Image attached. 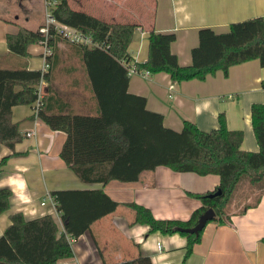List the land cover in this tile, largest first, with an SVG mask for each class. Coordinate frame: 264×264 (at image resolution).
<instances>
[{
	"label": "crops",
	"instance_id": "0c3cea01",
	"mask_svg": "<svg viewBox=\"0 0 264 264\" xmlns=\"http://www.w3.org/2000/svg\"><path fill=\"white\" fill-rule=\"evenodd\" d=\"M68 3L73 10L106 22L138 24L128 49L131 65L148 60L151 30L175 34L172 52L180 65L190 66L201 29L210 28L223 34L229 32L233 23L264 18V0H68ZM26 17L21 23L13 21L11 14L0 15V68L41 69L44 58L39 43L28 48L26 58L12 54L7 46V35L27 27ZM41 24L42 20L34 30ZM58 48L59 59L49 86L62 102L55 100L51 110L62 111L63 103H67L68 112L96 115L98 104L80 51L62 41ZM263 81L264 67L259 60H252L232 66L227 75L220 70L203 81L177 82L165 72L149 76L136 73L130 76L129 92L145 97L148 109L163 115L165 127L177 132L186 121L202 131L218 129L219 115L224 113L230 129L243 130V149L257 152L260 147L251 108L256 103L264 104ZM11 117L20 124L23 139L14 150L6 146L0 149V190L12 191L10 209L0 216V237L15 213H22L27 220L51 215L62 231L63 222L56 205L50 201L42 205L47 194L101 189L119 203L117 210L74 239L73 257L58 264H118L139 255L150 257L152 264H264V180L256 185L242 181L230 206L229 220L224 224L209 222L201 241L186 258V237L179 233H150L149 226L133 224L134 211L128 205L149 208L156 219L188 221L203 205L198 195L218 188V175L177 173L159 167L142 174L138 182L87 184L60 156L67 139L64 131H54L36 119L33 105L14 106ZM30 131L36 134L28 137ZM159 244L163 247L161 251Z\"/></svg>",
	"mask_w": 264,
	"mask_h": 264
},
{
	"label": "trees",
	"instance_id": "16d2710c",
	"mask_svg": "<svg viewBox=\"0 0 264 264\" xmlns=\"http://www.w3.org/2000/svg\"><path fill=\"white\" fill-rule=\"evenodd\" d=\"M57 2L52 12L60 23L91 36L103 46L89 48L70 44L80 51L99 111L96 115H77L66 110L67 103H63L62 111L51 110L55 100L62 102L49 86L59 59L58 44L64 41L54 37L50 41L54 50L49 59L51 67L44 75L47 87L40 120L52 130L67 134L60 156L87 184L138 182L142 174L159 167H168L177 173L218 175V188L198 195L203 205L188 221L156 219L149 208L128 205L134 211L133 224L149 226L150 233H179L186 237V258L190 257L202 233L197 236L179 229L195 227L200 216L211 208L216 212L213 221L226 223L239 184L248 180L256 185L264 180V104L256 103L251 108L252 125L260 147L257 152L243 149V130L230 129L224 113L219 115V128L210 132L189 121L180 132L167 128L164 116L150 111L145 97L129 92L128 65L132 58L128 49L138 24L106 22L73 10L68 0ZM148 37V60L137 64L138 70L152 74L165 72L177 82L203 81L220 70L227 75L232 66L252 60H259L264 67V18L233 23L229 32L223 34L210 28L201 29L190 66L180 65L172 52L175 34L151 30ZM43 39L40 27L37 30L21 27L16 34L7 35V46L12 54L26 58L28 48ZM41 76L40 70L26 67L0 68V149L6 146L14 150L22 141L20 124L12 121V108L34 104ZM218 190L222 194L210 198ZM11 197V190H0V216L10 209ZM53 197L63 230L51 215L33 220H27L22 213L11 215V224L0 237V264H58L72 258L71 240L78 239L119 206L101 189L59 191ZM118 264H152V261L148 256L139 255Z\"/></svg>",
	"mask_w": 264,
	"mask_h": 264
},
{
	"label": "built area",
	"instance_id": "2783aa9c",
	"mask_svg": "<svg viewBox=\"0 0 264 264\" xmlns=\"http://www.w3.org/2000/svg\"><path fill=\"white\" fill-rule=\"evenodd\" d=\"M57 3V0H45V20L40 26V33H42L44 39L40 41L39 44L43 48L44 62L40 69L42 73L41 80L36 88L37 99L33 104V111L36 119H40L39 114L44 106V97L46 95L47 87V82L44 75L49 71L51 67L49 59L53 56L54 53L50 41L54 37H59L69 44L80 45L89 48H103L102 44L95 42L91 36L80 32L76 28L60 23L52 12L53 9L56 7ZM136 73H142L144 76L150 75L149 71L140 72L136 65H128L129 76L134 75ZM35 134V131H30L27 133V136L32 137ZM48 201H50V203H52L53 205H56L55 198L51 194H47L46 200L42 202V205L45 206ZM72 241L73 240H71V242ZM162 249V245L159 244L158 250L161 251Z\"/></svg>",
	"mask_w": 264,
	"mask_h": 264
},
{
	"label": "rangeland",
	"instance_id": "374dc122",
	"mask_svg": "<svg viewBox=\"0 0 264 264\" xmlns=\"http://www.w3.org/2000/svg\"><path fill=\"white\" fill-rule=\"evenodd\" d=\"M9 14H11L13 21H19L21 23H24V19L27 16L26 18L29 21L26 24V28L34 30L40 20H42V24L45 20V0H0V15L7 16ZM238 193L236 192V197Z\"/></svg>",
	"mask_w": 264,
	"mask_h": 264
},
{
	"label": "water",
	"instance_id": "95a60500",
	"mask_svg": "<svg viewBox=\"0 0 264 264\" xmlns=\"http://www.w3.org/2000/svg\"><path fill=\"white\" fill-rule=\"evenodd\" d=\"M222 194L221 190L210 195V198H214L220 196ZM216 218V212L214 209L207 210L204 214H202L198 220V223L195 227L189 229H179L180 232L192 234V235H200L206 228L207 224L213 221Z\"/></svg>",
	"mask_w": 264,
	"mask_h": 264
}]
</instances>
